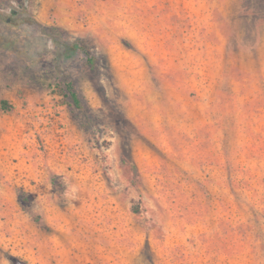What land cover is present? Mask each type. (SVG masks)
<instances>
[{"label":"rangeland","instance_id":"rangeland-1","mask_svg":"<svg viewBox=\"0 0 264 264\" xmlns=\"http://www.w3.org/2000/svg\"><path fill=\"white\" fill-rule=\"evenodd\" d=\"M263 34L264 0H0V264H264Z\"/></svg>","mask_w":264,"mask_h":264},{"label":"trees","instance_id":"trees-1","mask_svg":"<svg viewBox=\"0 0 264 264\" xmlns=\"http://www.w3.org/2000/svg\"><path fill=\"white\" fill-rule=\"evenodd\" d=\"M89 57V62L94 66V57L91 55H89ZM62 81L64 90L63 95L64 97L70 98L68 101L69 105L77 109H82V102L79 97L78 90L74 85L73 79H71L70 77H64ZM3 104L6 103L3 101Z\"/></svg>","mask_w":264,"mask_h":264},{"label":"crops","instance_id":"crops-1","mask_svg":"<svg viewBox=\"0 0 264 264\" xmlns=\"http://www.w3.org/2000/svg\"><path fill=\"white\" fill-rule=\"evenodd\" d=\"M262 36H263V37H261V45L264 43V34H263ZM1 126H2V125H0V139H3V138H6V136H7L8 134L3 132V130L1 129ZM25 151H26V154H27V151H28V150L25 149ZM27 166H28V165H26V166L24 167V169H28ZM21 170H22V168H21ZM6 173L9 174V176H8L7 178H4V179H3L4 182H6V180L12 182V181H11V180H12V172H10V171H8V170L5 169L4 174H6ZM21 173H25V174H22V175H27V173L24 172V171H22ZM25 181H26V180H25ZM11 190H12V189H11Z\"/></svg>","mask_w":264,"mask_h":264}]
</instances>
